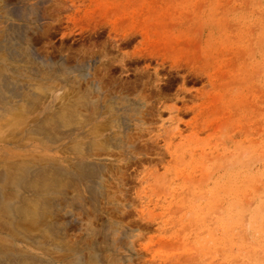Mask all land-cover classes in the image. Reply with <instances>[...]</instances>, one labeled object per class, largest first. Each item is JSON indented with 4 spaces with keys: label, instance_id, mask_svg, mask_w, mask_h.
<instances>
[{
    "label": "rangeland",
    "instance_id": "rangeland-1",
    "mask_svg": "<svg viewBox=\"0 0 264 264\" xmlns=\"http://www.w3.org/2000/svg\"><path fill=\"white\" fill-rule=\"evenodd\" d=\"M38 1L1 2L0 38L30 25L26 5L47 8L49 32L27 33L50 42L54 61L81 51L67 62L94 57L107 93L146 101L134 147L103 170L97 209L63 215L71 243H91L83 229L99 221L98 249L125 258L88 264H264V0Z\"/></svg>",
    "mask_w": 264,
    "mask_h": 264
},
{
    "label": "bare ground",
    "instance_id": "bare-ground-1",
    "mask_svg": "<svg viewBox=\"0 0 264 264\" xmlns=\"http://www.w3.org/2000/svg\"><path fill=\"white\" fill-rule=\"evenodd\" d=\"M1 2L11 3L0 0V9ZM23 10L30 25L9 26L0 38V264H61L87 246L95 251L76 255L74 264L122 260L119 251L108 249L112 253L106 256L109 251L103 254L96 246L99 221L90 219L83 229L85 237L93 238L90 244L81 248L71 243L74 235L63 215L73 221L74 209H97L105 190L103 170L115 159V149L128 152L133 146L130 124L133 117L144 120L146 101L133 99L123 89L107 93L96 75L94 57L90 65L67 62L70 54L76 58L81 51L76 56L67 47L69 54L54 61L50 42L28 35L48 26L53 15L47 8L41 15L34 4ZM110 220L102 233L114 244L118 238Z\"/></svg>",
    "mask_w": 264,
    "mask_h": 264
}]
</instances>
